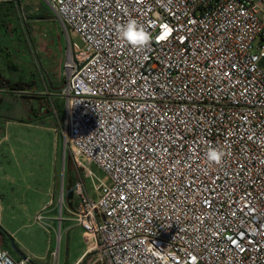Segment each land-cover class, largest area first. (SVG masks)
Returning a JSON list of instances; mask_svg holds the SVG:
<instances>
[{
  "label": "built area",
  "instance_id": "obj_1",
  "mask_svg": "<svg viewBox=\"0 0 264 264\" xmlns=\"http://www.w3.org/2000/svg\"><path fill=\"white\" fill-rule=\"evenodd\" d=\"M45 2L82 43L59 92L64 146L96 193L76 183L58 219L87 241L75 264H264V0ZM129 20L149 46L119 38ZM0 264L32 263L0 248Z\"/></svg>",
  "mask_w": 264,
  "mask_h": 264
},
{
  "label": "rangeland",
  "instance_id": "obj_2",
  "mask_svg": "<svg viewBox=\"0 0 264 264\" xmlns=\"http://www.w3.org/2000/svg\"><path fill=\"white\" fill-rule=\"evenodd\" d=\"M21 7L22 10L2 17L5 20L0 22V41L4 49L5 42L10 41L11 52L8 59L4 56L3 62L8 60L17 66V71L8 74L15 80H33L34 89H42L43 82L49 78L56 89L61 90L68 76L64 64L70 55L69 43L80 47L82 43L62 25L45 0H23ZM34 97L36 99L32 98L30 102L34 110H38L40 99ZM50 98V120L29 116L33 120L30 127L10 133L11 148L8 141L0 146V165L10 172L0 170V203L3 207L0 213L3 225L10 229L23 226L16 232V239L28 249L34 262L72 264L84 252L87 243L80 228L72 227L66 221L59 226V216L66 218V210L72 208L69 201L77 204L73 195L76 183L82 185L90 198L95 199L96 193L92 181L75 166L64 146V100L59 92ZM35 120L44 122L36 126ZM89 169L95 177L104 178L95 165H89ZM44 207L42 215L47 228L34 221L35 215Z\"/></svg>",
  "mask_w": 264,
  "mask_h": 264
},
{
  "label": "crops",
  "instance_id": "obj_3",
  "mask_svg": "<svg viewBox=\"0 0 264 264\" xmlns=\"http://www.w3.org/2000/svg\"><path fill=\"white\" fill-rule=\"evenodd\" d=\"M15 9H16L15 4L13 2H0V22H3L5 20L2 19V17L5 16L7 18L10 13L12 14L16 13ZM7 37L9 39V36ZM5 45L6 48L4 49L3 42L1 40L0 41V146L5 141L8 142L11 141L10 133H12V131H17L18 129L23 130L31 126V122L33 120H31L29 116L36 117L37 120H41L44 118L50 120V117L52 116V112L48 108L51 100L50 96H55L56 92H58V89H56V86L51 83L49 78L46 79L44 82L42 81L43 82L42 89L39 87H36V89H34L33 80L32 81L25 80L24 78H20L18 80L12 79L13 77L9 76L8 73L9 71H17V66L16 64L10 63V61L8 60L7 61L5 60V62H3L4 56L5 59H8V57H10L11 54L9 50L10 41L5 42ZM35 95L39 97L38 99H40V101L37 102L38 110H34V108L32 107L33 104L30 102L32 98L36 99L34 97ZM35 122H36L35 123L36 126H41L37 124H40L41 122L44 121L37 122L35 120ZM50 130H54V129L50 128ZM8 146H10L11 148L10 142ZM3 168L4 166L0 165L1 171H4ZM5 172L8 174L10 173L8 170L4 171V173ZM68 203L71 204L72 207L75 205L74 201H69ZM2 209L3 207L0 203V211ZM2 221L3 218L0 213V248L7 251L15 259L23 257V258H28L32 264H41L34 262L28 253V249H26L24 246H21L19 241H17L16 239V232L19 231L23 226H21V228L19 229L12 230L10 229V227L3 225ZM70 226L74 227L71 223ZM11 241H13V244L16 246L18 254H15L11 251L10 249ZM76 261L73 262L72 264H75Z\"/></svg>",
  "mask_w": 264,
  "mask_h": 264
},
{
  "label": "clouds",
  "instance_id": "obj_4",
  "mask_svg": "<svg viewBox=\"0 0 264 264\" xmlns=\"http://www.w3.org/2000/svg\"><path fill=\"white\" fill-rule=\"evenodd\" d=\"M119 38L133 48H146L153 40L152 34L136 20H129L117 28ZM162 37V36H161ZM161 37L158 40H163ZM224 152L216 147H209L207 160L219 165L222 163Z\"/></svg>",
  "mask_w": 264,
  "mask_h": 264
},
{
  "label": "water",
  "instance_id": "obj_5",
  "mask_svg": "<svg viewBox=\"0 0 264 264\" xmlns=\"http://www.w3.org/2000/svg\"><path fill=\"white\" fill-rule=\"evenodd\" d=\"M10 249L13 253L18 254V251H17L16 247L14 246L13 241L10 242Z\"/></svg>",
  "mask_w": 264,
  "mask_h": 264
},
{
  "label": "snow or ice",
  "instance_id": "obj_6",
  "mask_svg": "<svg viewBox=\"0 0 264 264\" xmlns=\"http://www.w3.org/2000/svg\"><path fill=\"white\" fill-rule=\"evenodd\" d=\"M165 33H164V35L161 37V39H164V38H166L169 34H170V29H167V26H165Z\"/></svg>",
  "mask_w": 264,
  "mask_h": 264
},
{
  "label": "trees",
  "instance_id": "obj_7",
  "mask_svg": "<svg viewBox=\"0 0 264 264\" xmlns=\"http://www.w3.org/2000/svg\"><path fill=\"white\" fill-rule=\"evenodd\" d=\"M58 92H60V89L58 90ZM15 246V245H14ZM16 247V246H15Z\"/></svg>",
  "mask_w": 264,
  "mask_h": 264
},
{
  "label": "bare ground",
  "instance_id": "obj_8",
  "mask_svg": "<svg viewBox=\"0 0 264 264\" xmlns=\"http://www.w3.org/2000/svg\"><path fill=\"white\" fill-rule=\"evenodd\" d=\"M68 59H69V57H68Z\"/></svg>",
  "mask_w": 264,
  "mask_h": 264
}]
</instances>
